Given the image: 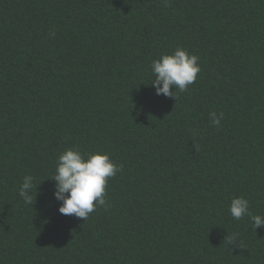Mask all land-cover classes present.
Listing matches in <instances>:
<instances>
[{
  "label": "trees",
  "instance_id": "1",
  "mask_svg": "<svg viewBox=\"0 0 264 264\" xmlns=\"http://www.w3.org/2000/svg\"><path fill=\"white\" fill-rule=\"evenodd\" d=\"M178 46L202 71L156 95ZM74 146L122 165L86 221L49 179ZM240 196L264 216V0H0V264H264Z\"/></svg>",
  "mask_w": 264,
  "mask_h": 264
},
{
  "label": "clouds",
  "instance_id": "2",
  "mask_svg": "<svg viewBox=\"0 0 264 264\" xmlns=\"http://www.w3.org/2000/svg\"><path fill=\"white\" fill-rule=\"evenodd\" d=\"M199 60L198 55L181 46L154 60L150 68L154 76L151 85L155 88L156 95L178 98V92L188 91L189 85L197 80L198 73L202 71ZM173 87L176 89L174 92L171 90ZM209 116L211 123L219 127L224 113L217 114L213 111ZM194 147L199 151V145ZM120 171L122 165L112 160L108 152L85 153L75 146L66 149L59 155L55 173L49 178L55 184V199L62 202L59 212L86 221L98 207H108L105 198L108 179L115 177ZM34 180L33 176L26 175L19 187V196L25 204H32V190L36 187ZM229 211L236 220L248 216L254 230L264 225V216L253 215L248 199L243 196L232 199ZM234 238L227 237L226 242L231 243Z\"/></svg>",
  "mask_w": 264,
  "mask_h": 264
}]
</instances>
